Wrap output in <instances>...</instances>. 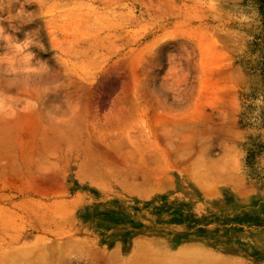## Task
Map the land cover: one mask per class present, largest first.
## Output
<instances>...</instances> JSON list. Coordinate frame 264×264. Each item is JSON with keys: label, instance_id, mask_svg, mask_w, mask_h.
Returning a JSON list of instances; mask_svg holds the SVG:
<instances>
[{"label": "rangeland", "instance_id": "374dc122", "mask_svg": "<svg viewBox=\"0 0 264 264\" xmlns=\"http://www.w3.org/2000/svg\"><path fill=\"white\" fill-rule=\"evenodd\" d=\"M258 8L0 0V264H264Z\"/></svg>", "mask_w": 264, "mask_h": 264}, {"label": "trees", "instance_id": "16d2710c", "mask_svg": "<svg viewBox=\"0 0 264 264\" xmlns=\"http://www.w3.org/2000/svg\"><path fill=\"white\" fill-rule=\"evenodd\" d=\"M257 1H258V4H259L258 10H259V14L261 16L262 32H263L262 42H261L262 44L261 45H262V47L264 49V0H257ZM257 73H258V77L261 80V83H262V85L264 87V53L262 55V60L259 63V69H258ZM248 153L251 154L253 152H251V150H250V152H248ZM253 155H255V153H253L252 155H249V159L248 160H250V158L253 159ZM250 164L251 163L248 162L249 166H250ZM263 183H264V177H263Z\"/></svg>", "mask_w": 264, "mask_h": 264}, {"label": "bare ground", "instance_id": "6f19581e", "mask_svg": "<svg viewBox=\"0 0 264 264\" xmlns=\"http://www.w3.org/2000/svg\"><path fill=\"white\" fill-rule=\"evenodd\" d=\"M150 245V244H149ZM148 245V246H149ZM154 246V245H153ZM146 247V246H145ZM151 247V246H150ZM150 250L152 249V247L151 248H149ZM156 250H159L158 248L156 249ZM139 251H141V250H139ZM164 252V251H163ZM187 255V254H186ZM178 257H179V255H178ZM173 259H175V256H174V258ZM174 262H176L175 260H174ZM178 262V261H177Z\"/></svg>", "mask_w": 264, "mask_h": 264}]
</instances>
